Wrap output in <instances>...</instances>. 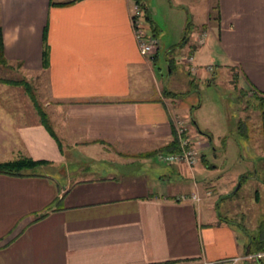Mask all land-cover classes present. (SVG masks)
Returning <instances> with one entry per match:
<instances>
[{"label":"crops","instance_id":"0c3cea01","mask_svg":"<svg viewBox=\"0 0 264 264\" xmlns=\"http://www.w3.org/2000/svg\"><path fill=\"white\" fill-rule=\"evenodd\" d=\"M71 1L0 0L3 56L21 63L14 72L34 87L51 131L20 87L0 88V163H46L0 174V264H185L243 257L264 246V230L252 234L245 191L239 192L243 181L260 187L264 181L244 168L221 169L217 176L208 157L216 159L225 138L215 140L192 119L201 107L195 84H209L216 71L224 81L229 70L237 89L262 106L264 0H213L210 9L207 0L196 14L203 21L186 17L173 46L189 23L187 43L172 52L169 46L164 56L169 72L183 65L182 91L157 83L151 61L159 35L146 4L144 28L154 31L157 46L142 58L129 22L131 0L57 5ZM209 19L214 23L207 26ZM205 26V41L197 46ZM173 116L184 121L198 149L190 170L152 155L176 149ZM252 193L257 204V190ZM191 194L199 201L178 199Z\"/></svg>","mask_w":264,"mask_h":264},{"label":"rangeland","instance_id":"374dc122","mask_svg":"<svg viewBox=\"0 0 264 264\" xmlns=\"http://www.w3.org/2000/svg\"><path fill=\"white\" fill-rule=\"evenodd\" d=\"M208 2L210 9L214 3L213 0H208ZM206 3L207 0H145L150 18L158 28L159 49L156 59L151 61L155 68L158 85L173 91L183 90L187 80L183 65H177L173 71L169 72L164 56L168 47H172L179 41L182 35L180 29L187 16L192 23L203 21L202 17H198L196 14L203 11ZM213 16L214 12L211 11V18ZM210 20L207 26L214 23ZM207 26L200 28L198 33L204 32ZM229 72V70L225 71L224 81L223 73L216 71L213 79L209 80V84L206 82L195 84V95L201 107L193 113L192 119L199 127L209 131L215 140L217 137L225 138L224 148L220 150L219 146L220 151L216 155V159L208 157L209 163L218 166L217 176L221 174V169L223 171H239L244 168L250 174L257 171L256 178H262L263 183L264 165L258 159L264 158V101L261 106L257 100L248 95L247 91L237 89L233 75ZM206 73L212 74V70ZM0 78L23 80L17 72L2 69H0ZM2 86L0 88L7 90L12 88V86H7L8 88ZM150 87L151 84L147 88ZM18 93H23V91L20 90ZM240 130L244 131V136L239 134ZM217 145L219 144L217 143ZM257 184H259L258 181L252 184L243 181L239 190L242 193L245 191V202L249 206L250 226L254 235L264 230V184L261 187L256 186ZM256 190L258 202L254 204L252 192ZM225 202H222L223 206H225Z\"/></svg>","mask_w":264,"mask_h":264},{"label":"built area","instance_id":"2783aa9c","mask_svg":"<svg viewBox=\"0 0 264 264\" xmlns=\"http://www.w3.org/2000/svg\"><path fill=\"white\" fill-rule=\"evenodd\" d=\"M129 22L139 56L142 58L150 57L156 49L157 41L153 36L146 33V30L144 28L142 10L138 4H132L129 12ZM205 37V32L199 33L196 38V45H202L204 43ZM185 64H187L188 66L189 73H196L197 68L193 65L192 56H188L187 58H185ZM204 70L206 72H210L211 67H205ZM171 122L176 149L172 152L156 153L155 160L165 165H182L190 170L198 161V149L196 148V144H194V141L185 135L186 127L184 121L180 117L173 116ZM178 199L181 201H199V198L196 194H191L188 196L181 195L178 197ZM240 260L264 263V248L258 251L248 252L243 257L227 258L216 261L202 260L199 262L185 264H238Z\"/></svg>","mask_w":264,"mask_h":264},{"label":"trees","instance_id":"16d2710c","mask_svg":"<svg viewBox=\"0 0 264 264\" xmlns=\"http://www.w3.org/2000/svg\"><path fill=\"white\" fill-rule=\"evenodd\" d=\"M74 1H78V0H73L71 2L68 3H62V4H57L60 6H64V5H68L73 3ZM134 4H138L142 10V15H143V20L144 21H148L149 17L146 13L144 4H145V0H131ZM189 32V23H187L185 25V29H184V35L181 38L180 42L176 45L173 46L172 48H170V52L174 51V50H179L181 49L186 43H187V35ZM150 34L154 37V31H150ZM47 64V46L44 43L43 46V51H42V67L45 68ZM169 69L171 70V64H168ZM21 68V63L20 62H16L15 64L11 65L7 62V60L4 58L3 56V49H2V31L0 28V69L2 70H10V71H18ZM0 84L2 85H6V86H12V87H20L24 94L27 96L28 100L30 101L37 117L38 120L40 122V124L46 129V131L51 134L50 128H49V123L47 120V116L44 112V110L42 109V107L39 105V103L36 100L35 97V90L34 87L32 85H30L27 81L25 80H12V79H5V78H0ZM162 95L166 98H173V97H177V95H172L170 93H168L167 91H162ZM182 96V94L180 95ZM257 101H261V99H256ZM264 101V99L262 98V102ZM166 149L168 150H172V144L168 147H166ZM156 154V153H155ZM155 154H152L153 156ZM150 155H146L145 157H149ZM42 165H46L45 162H33L31 160L28 159H18L15 161H10V162H5V163H0V174H11V173H16L19 172L21 170H31L34 169L35 167L38 166H42ZM44 214H40L38 215L37 218L42 217ZM264 246L260 247L258 246V248H254L251 251H258L263 249Z\"/></svg>","mask_w":264,"mask_h":264},{"label":"water","instance_id":"95a60500","mask_svg":"<svg viewBox=\"0 0 264 264\" xmlns=\"http://www.w3.org/2000/svg\"><path fill=\"white\" fill-rule=\"evenodd\" d=\"M258 160H259V161H262V162H263V165H264V158H259ZM239 185H240V183H239V181H238L237 184H236V187L234 188V190L231 192V194H229V195L226 196V197L231 196V195H232V194L238 189Z\"/></svg>","mask_w":264,"mask_h":264}]
</instances>
